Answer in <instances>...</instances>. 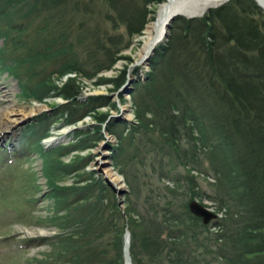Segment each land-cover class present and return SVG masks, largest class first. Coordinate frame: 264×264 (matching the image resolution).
<instances>
[{"label":"rangeland","instance_id":"obj_1","mask_svg":"<svg viewBox=\"0 0 264 264\" xmlns=\"http://www.w3.org/2000/svg\"><path fill=\"white\" fill-rule=\"evenodd\" d=\"M34 1L0 0V264H61L64 258L69 259V254L62 251L63 246L69 244L73 246L69 250L76 252L83 236L71 231L78 228L77 223L66 227L61 217L72 211L69 203L75 210L87 209L88 201L81 198L91 197L93 193L89 195L92 188L83 186L95 180L104 186L106 193L98 205L108 203L121 216L122 264L125 230L129 231L131 264L164 263L159 258L153 261L142 247L140 217L148 212V197L156 199L153 204L158 202L171 211L170 214L158 212L157 217L148 218L151 224L144 222L156 238L168 237L166 226L169 223L180 229L186 224L191 226L187 234L172 238L180 242L181 250L193 251V259L199 261L191 264H244V257L227 261L230 251L215 241L220 230L214 223L224 217L226 205H233L226 175L233 176L220 155L221 140L202 117L197 124L192 122L196 110L188 114L193 134L189 126L178 124V130L173 127L174 135L171 131L168 134L175 140L170 145L168 136L164 138L160 130L169 125L163 123L162 118L158 119V116H166V111L149 105L151 89H157V93L162 91L167 85L166 78H170L166 68L157 67L165 41L160 44L161 49L156 48L149 55V66L146 61L144 65L138 64V50L147 25L155 19L163 1L147 6L155 12L147 13L141 34L129 33L120 12L105 0H84L83 4L88 3L87 13L81 5L78 13L69 11L63 15L44 2L29 13ZM223 5L229 6V0L207 7L204 13ZM257 7L264 14L262 8ZM248 11L260 13L254 9ZM204 13L176 17L194 19ZM138 22L139 19L134 20L135 24ZM87 33L93 42L99 37L109 41L107 45L115 43L119 47L110 68L89 76L84 72L92 71V59L82 46L83 41L90 40ZM75 62L77 70L60 73L66 64ZM80 65L83 72L79 71ZM151 73L157 77L154 84L149 80ZM127 76L138 79L129 86L132 88L129 99L128 93H124ZM69 82L79 90L74 100L61 95ZM100 96L105 100L96 99ZM141 99L155 114L144 110L143 115L136 114L135 103ZM36 106L44 107L43 111L34 112L35 115L17 126L16 132L7 133L10 130L5 129L3 111L16 109L27 113ZM120 107L126 109L134 125L141 120L148 125L138 126L132 133L131 124L126 128L123 123H116L113 116L121 114ZM79 115L77 120L71 119ZM65 128L75 130L55 143L43 144ZM104 151L107 155L103 166L111 168L121 178L123 193L107 183L101 170L100 157ZM95 195L100 196L97 188ZM192 201L217 217L204 224L190 212ZM178 213L181 219L184 213H189L193 216L192 222L169 219L171 214ZM62 233L71 234V239L56 242L53 238ZM92 245L83 248L90 264H102L105 257L97 254L95 242ZM107 259L114 261L116 251L111 250ZM66 264L79 263L69 260Z\"/></svg>","mask_w":264,"mask_h":264},{"label":"trees","instance_id":"obj_2","mask_svg":"<svg viewBox=\"0 0 264 264\" xmlns=\"http://www.w3.org/2000/svg\"><path fill=\"white\" fill-rule=\"evenodd\" d=\"M105 1L120 12L122 23L129 33L141 34L147 13L155 12L154 9L148 10L147 6H155L163 0ZM43 2L52 10L57 9L59 14L69 11L78 13L81 5L85 13L88 12V3L83 4L84 0H36L28 12L32 13L34 7ZM229 3V6L223 5L214 11H207L202 18L176 17L173 20L160 53V63L157 65L166 68L170 78H166L167 85L162 91L157 93V89H151L149 105L166 111V116H158V119L162 118L163 123L169 125L160 128L164 138L170 131L174 135L173 127L178 130V124L189 126L193 134V125H190L188 114L197 110L192 122L197 124L202 117L221 140L222 146L218 145L220 155L228 165V173L233 176L230 178L229 174L226 175L233 195L229 200L233 205L224 204L227 206L224 207V217L214 223L220 230L215 241L230 251L227 261L244 257V264H264V14L253 0H229ZM244 3H247L246 7L243 6ZM250 9L260 13H250ZM137 19L139 22L135 24L134 20ZM87 36L91 37L88 33ZM83 39L85 40V35ZM93 40L90 38L89 42H82L84 53L92 59V71L84 72L88 76L110 68L119 50L118 44L107 45L109 41L99 37L95 42ZM158 49H161L160 45ZM77 66V62L68 63L60 73L77 70ZM80 68L79 71L83 72L82 65ZM122 76L121 74L119 79ZM155 79L156 74L153 76L151 73L149 80L154 84ZM78 92V87L69 82L62 89L61 95L74 100ZM96 99L103 101L105 97ZM149 105L142 99L135 103L138 112L136 114L143 115L144 111L153 113V110H148ZM81 115L71 119L77 120ZM142 122L143 120L138 121L136 125L131 123L130 131L134 133L138 126L148 125ZM167 140L170 145L175 142L169 136ZM87 187L92 188L89 195L93 193L91 197L86 195L81 198L88 201L87 209L75 210L70 206L72 203H69L72 211H67L61 217L66 227L77 223L78 228L70 230L78 231L79 236H83L76 252L69 250L73 247L69 244L63 246L62 251L69 254V259L64 258L61 264H66L69 260L90 264V258L83 248H89L93 242L97 244V254L105 257L102 264H122L121 216L108 203L98 205L106 194L100 182L95 180L94 183L83 186ZM96 188L100 190V196L95 195ZM148 198V212L145 211L146 216L142 214L145 217H140L143 227L142 247L146 254L153 261L159 258L163 264L198 263V259H193V251L187 248L181 250L180 242L172 239L173 236L179 238L182 234H187L190 225L186 224L180 229L176 224L169 223L166 228H169L170 236L162 240L155 237L153 230L148 229L147 224H151L148 218L157 217L158 212H171L165 205L158 202L153 204L156 200L154 197ZM83 212L85 213L82 214ZM184 215L185 221L181 219V213L171 214L169 219L192 222V215ZM70 235L62 233L53 239L56 242H66ZM111 250L116 251L114 261L107 259ZM140 264L145 262L140 261Z\"/></svg>","mask_w":264,"mask_h":264},{"label":"bare ground","instance_id":"obj_3","mask_svg":"<svg viewBox=\"0 0 264 264\" xmlns=\"http://www.w3.org/2000/svg\"><path fill=\"white\" fill-rule=\"evenodd\" d=\"M221 2H223V0H163V3L160 5V8L156 13L155 19L147 25V28L145 30V34L141 37L143 44L141 45V47L138 50V57H139L138 64L144 65L146 58L149 57V55H151V53H154L155 49L161 43H163L166 40V35H167V33L169 34L168 24H169V22L173 16H180V15L188 16V17L199 16L206 11L207 7L217 6ZM257 6H259V5L257 4ZM261 10H262V12H264L263 9H261ZM126 78L130 79V77H128V76ZM115 94L117 95L118 92ZM115 94H114V96H115ZM43 108L44 107H37L36 106L35 110H30L27 113L23 112L21 110L18 111L16 109H8L6 111H3L1 118L4 121V123L6 124L5 129L10 130L7 133L16 132L14 130H16L17 126H19L21 123L25 122L27 119H30L33 115H35L34 112L43 111ZM120 112H121V114L126 116L127 119L130 118V115L126 113L125 108L122 107V109H121V107H120ZM73 130H75V129H71V128L62 129L57 134H55L54 138L52 137V138H48V139L44 140L43 144L44 145L45 144L50 145L52 143H55L59 139L63 138L64 135H66L67 133L69 134ZM102 155L103 156L100 157V162H101V165L103 167V168H101V170L104 171L105 176L108 179L113 181L115 186H117L118 188H121L122 184L120 181V177L116 173H114V171L111 168H106L103 166V164L106 162L104 156L107 155V152L102 153ZM128 241H129V239H128ZM125 264H131V260L129 263L128 260L126 259Z\"/></svg>","mask_w":264,"mask_h":264},{"label":"water","instance_id":"obj_4","mask_svg":"<svg viewBox=\"0 0 264 264\" xmlns=\"http://www.w3.org/2000/svg\"><path fill=\"white\" fill-rule=\"evenodd\" d=\"M263 10H264V0H254ZM176 16H173L170 20V23L168 24V29L173 21V19ZM168 35V33H167ZM166 35V38H167ZM149 61L150 58L147 57L146 58V64L147 66H149ZM137 77H133L132 79H127L126 83L124 84L125 86V90L124 93H130L132 88L129 87L130 84L134 81H137ZM123 86V87H124ZM122 87V88H123ZM115 121H125L124 118H122L120 115H117L114 117ZM121 179V178H120ZM107 183L114 189L116 190L118 193H123L125 192L124 189L122 188H118L117 186H115V184L113 183V181H111L110 179L106 178ZM122 183V182H121ZM189 210L190 212H192L193 214H195V216L200 217L202 222L204 224L209 223L210 221L214 220L216 218V214H214L213 212L209 211L207 208H205L204 206H202L200 203L196 202V201H192L189 203ZM128 239H129V231L125 230V235H124V250H123V255H124V264H125V260L127 259L128 262L130 263V255L128 252Z\"/></svg>","mask_w":264,"mask_h":264}]
</instances>
